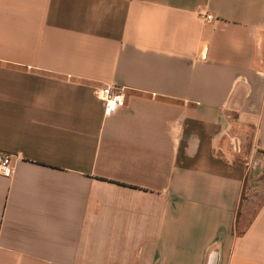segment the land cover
<instances>
[{
	"label": "crops",
	"instance_id": "0c3cea01",
	"mask_svg": "<svg viewBox=\"0 0 264 264\" xmlns=\"http://www.w3.org/2000/svg\"><path fill=\"white\" fill-rule=\"evenodd\" d=\"M0 154V264H264V0H0Z\"/></svg>",
	"mask_w": 264,
	"mask_h": 264
},
{
	"label": "built area",
	"instance_id": "2783aa9c",
	"mask_svg": "<svg viewBox=\"0 0 264 264\" xmlns=\"http://www.w3.org/2000/svg\"><path fill=\"white\" fill-rule=\"evenodd\" d=\"M205 21H212L213 17L210 15L203 16ZM98 95L105 103L106 115H112L120 110L126 104V88L120 86H106L99 91ZM15 171V160L12 156L0 154V174L5 176H12Z\"/></svg>",
	"mask_w": 264,
	"mask_h": 264
},
{
	"label": "rangeland",
	"instance_id": "374dc122",
	"mask_svg": "<svg viewBox=\"0 0 264 264\" xmlns=\"http://www.w3.org/2000/svg\"><path fill=\"white\" fill-rule=\"evenodd\" d=\"M259 168H256V184L255 189H252L249 194L253 197V203L251 204L250 218L256 213V210L260 207V204L264 201V173Z\"/></svg>",
	"mask_w": 264,
	"mask_h": 264
},
{
	"label": "trees",
	"instance_id": "16d2710c",
	"mask_svg": "<svg viewBox=\"0 0 264 264\" xmlns=\"http://www.w3.org/2000/svg\"><path fill=\"white\" fill-rule=\"evenodd\" d=\"M255 175H256V173L254 172V174H251L249 178L252 180L253 178H255ZM261 206L262 205L260 204V207L256 210V212L261 208Z\"/></svg>",
	"mask_w": 264,
	"mask_h": 264
}]
</instances>
